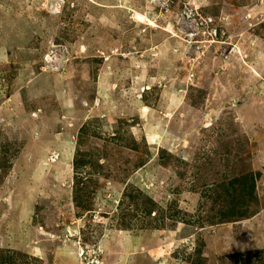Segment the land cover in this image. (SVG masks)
<instances>
[{"label": "rangeland", "instance_id": "rangeland-1", "mask_svg": "<svg viewBox=\"0 0 264 264\" xmlns=\"http://www.w3.org/2000/svg\"><path fill=\"white\" fill-rule=\"evenodd\" d=\"M59 1L0 0V264H264V0Z\"/></svg>", "mask_w": 264, "mask_h": 264}, {"label": "built area", "instance_id": "built-area-1", "mask_svg": "<svg viewBox=\"0 0 264 264\" xmlns=\"http://www.w3.org/2000/svg\"><path fill=\"white\" fill-rule=\"evenodd\" d=\"M65 0H61L57 3H55L56 9L60 10L62 8V4L64 3ZM180 1V0H177ZM167 2V1H166ZM181 2V1H180ZM174 4V0H169V2L165 3L166 8L169 9L170 5ZM183 5V10H182V16L184 17L185 23L187 24H192V27L194 28H202L204 31V35L207 36L208 42L209 43H215L220 39H223L225 37V32L223 30H220L218 27L214 26V21L212 19H208V22L205 23V18L201 17L198 12H196L192 7H190L189 3L182 4ZM221 23L225 21L224 18L221 19ZM208 29L205 28L204 26H208ZM195 34L194 32H191L188 37H193ZM194 55L199 56L197 57L200 58V55H204L203 52H201V47L198 45L195 47ZM194 60V58H192Z\"/></svg>", "mask_w": 264, "mask_h": 264}, {"label": "trees", "instance_id": "trees-1", "mask_svg": "<svg viewBox=\"0 0 264 264\" xmlns=\"http://www.w3.org/2000/svg\"><path fill=\"white\" fill-rule=\"evenodd\" d=\"M249 176H250V174H245L244 175V178L245 179L244 178L242 179L243 180L241 182L242 185H241V188H239L240 193H238L239 196H237V195L234 196L233 194H230V200L233 198L234 199V202H236L235 199H237L238 197L239 198H242L244 196V192H245L244 189L248 186V183H250L251 181H252V183H254L253 182V178L251 176L250 177ZM239 183H240V181L236 180V184L238 185ZM242 186H243V189H242ZM254 186L255 185H252V187H250V190L251 191H254ZM248 194H249V192H248ZM236 208H237L236 205L233 206V207L231 206L230 209H228L229 211H227L225 213V215H222V216H225L226 218H228L227 220H229V218L231 219V218H233L235 216L244 217L245 214H246V212L245 213H242L241 210L238 211L239 209L237 210Z\"/></svg>", "mask_w": 264, "mask_h": 264}]
</instances>
